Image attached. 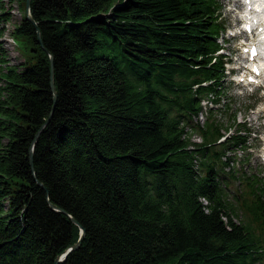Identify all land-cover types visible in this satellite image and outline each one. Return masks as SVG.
<instances>
[{"label":"trees","instance_id":"obj_1","mask_svg":"<svg viewBox=\"0 0 264 264\" xmlns=\"http://www.w3.org/2000/svg\"><path fill=\"white\" fill-rule=\"evenodd\" d=\"M18 1L21 69L0 51V264H56L80 226L57 264H264V172L231 165L251 128L234 114L226 136L215 106L194 121L225 94L219 0H31L36 25Z\"/></svg>","mask_w":264,"mask_h":264},{"label":"rangeland","instance_id":"obj_2","mask_svg":"<svg viewBox=\"0 0 264 264\" xmlns=\"http://www.w3.org/2000/svg\"><path fill=\"white\" fill-rule=\"evenodd\" d=\"M221 4L222 18L226 22V29L220 36L219 40L225 47V54L231 63L227 66H237L236 64L244 63L247 61V53L241 54L240 44H248L249 38L232 37V32L239 29V23L241 22V14L245 9L244 5L237 7L238 10H234L235 1L233 0H219ZM3 4L4 10L8 13L9 21L0 24L2 29V35L0 36V51L5 53V61L7 64L16 65L21 69V63L24 61V56L20 52L17 43L13 38V30L21 23L23 18V11L20 7L18 0H0ZM1 13V11H0ZM240 38V39H239ZM243 44V46L245 45ZM239 54V55H238ZM238 57V58H237ZM238 61H234L235 59ZM234 61V62H233ZM229 69V68H228ZM229 72V71H227ZM234 73V72H233ZM229 73L224 80V92L225 94L221 98L220 104L226 103L222 110L216 111V118L223 124V133L229 135L233 133L234 129H227L232 122L234 114L237 116L238 121L245 122L248 127L251 128V138L248 139V148L237 150L234 163L238 162L243 166V170L248 172L257 170L258 172H264V88L263 91L258 89L254 90L253 87L243 86V84L237 83ZM210 99V98H209ZM221 107V106H220ZM206 118V115H205ZM194 121L199 122L196 118ZM195 141L202 142L197 134H192ZM232 154V153H231ZM236 165V164H235ZM226 168L225 171H228ZM235 189L234 187L232 190ZM5 207L8 208V203L5 202ZM238 222L242 221L241 215H237Z\"/></svg>","mask_w":264,"mask_h":264},{"label":"water","instance_id":"obj_3","mask_svg":"<svg viewBox=\"0 0 264 264\" xmlns=\"http://www.w3.org/2000/svg\"><path fill=\"white\" fill-rule=\"evenodd\" d=\"M30 4H31V0H27V5H26V10H27V16H28V18L32 21V22H34V20L32 19V17H31V14H30ZM35 23V22H34ZM35 25H36V23H35ZM37 32H38V38H39V41H41V35H40V31L39 30H37ZM50 57H51V88H52V91L54 92V99H55V101L57 100V92H56V87H55V83H54V58H53V56L52 55H50ZM44 127H45V125L44 126H42V128H41V130L38 132V134H37V137L39 136V134L42 132V130L44 129ZM30 155H31V159L33 158V148H32V150H31V153H30ZM51 207L52 208H54V209H56V210H58V211H62L64 214H67V215H69L68 214V212L67 211H64V210H62V209H60V208H58V207H56L55 205H51ZM70 216V218L72 219V221L75 223V224H77V225H79L80 226V224H79V222L75 219V218H73L71 215H69ZM80 228H81V232H80V238H79V240H78V242L77 243H75L73 246H71L65 253H63L57 260H56V264L57 263H59L60 261H63L65 258H66V256H67V254L69 253V252H71L72 250H75V249H77L78 247H79V245L81 244V241H82V239H83V237L85 236V229L82 227V226H80Z\"/></svg>","mask_w":264,"mask_h":264},{"label":"bare ground","instance_id":"obj_4","mask_svg":"<svg viewBox=\"0 0 264 264\" xmlns=\"http://www.w3.org/2000/svg\"><path fill=\"white\" fill-rule=\"evenodd\" d=\"M235 1V5L237 6V7H241L242 5H243V3L241 2V0H234ZM243 16H241V18H242ZM262 63L260 62V64L259 65H261ZM261 67L262 68H264V65H261ZM213 98H215V96H213V95H211ZM212 97L209 99V98H207V99H204L203 101H202V105H203V109L194 117V118H196L197 120H198V118H199V122L198 123H200V124H204V121H205V115H206V110H207V104H212V102H213V99H212ZM193 136V135H192ZM199 137V136H198ZM200 138V137H199ZM192 140L194 141V142H197V141H195V139H194V137L192 138ZM232 164V163H231ZM229 169H230V167H228ZM228 169V170H229ZM205 203H207V201L205 200V199H202Z\"/></svg>","mask_w":264,"mask_h":264}]
</instances>
